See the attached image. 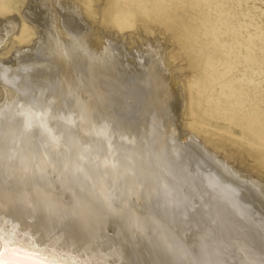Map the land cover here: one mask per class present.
I'll use <instances>...</instances> for the list:
<instances>
[{
	"label": "bare ground",
	"instance_id": "obj_1",
	"mask_svg": "<svg viewBox=\"0 0 264 264\" xmlns=\"http://www.w3.org/2000/svg\"><path fill=\"white\" fill-rule=\"evenodd\" d=\"M7 1L9 2L8 5L0 3V18L10 19V22L7 24L0 22V60H4L5 57L10 55L13 49H15V45H21L26 53L33 56L30 58L45 59L53 63L52 65L51 63L47 64V62H43V66L52 67V72L56 74L54 77L49 74H38L37 72L34 75L47 79L53 78L56 84V97H58L55 98V102L59 105L68 104L67 109L73 111H70V114L58 115L59 120L54 115L51 117V121L55 120L56 124L61 122L70 123L69 118L74 113V116L80 118L84 126L93 125L95 118H98L100 120L97 121L99 125H94L95 128L108 135L116 134L122 138H129L133 132L129 130L130 128L126 124L127 121L124 120V115L122 116L120 112H137L135 108L138 109L139 112L147 115L145 123L148 129L144 136L148 140L152 137L149 141L146 140V146L151 151L149 153L153 154L148 159L147 156H140L132 150L131 153L133 152V154L138 155V158L135 160L136 162L138 161L139 167L144 169L151 166V162L153 163L152 158L155 156L157 158L160 155L165 163L163 167H165L167 159L170 160L171 158L169 155L175 156L174 153H176L177 156L184 160L183 163H180V166L186 162L188 163V167L194 168L193 170L196 171L195 175L200 172V175L197 176L198 178L201 176V180L196 181L197 178L193 177L191 181L195 185V188L199 186L195 190V193L200 195L202 202L204 201L207 205V207L202 206L203 209L207 210L210 215L215 216L214 219H216L225 232L227 231L233 236L244 235L243 232H249V235L250 232H253L254 235L261 236L262 234L261 240H264V230H262L264 228V128L256 127L258 122L260 123L261 120H264V110L260 106H257L258 110L254 107V104L257 105L258 102L261 103L260 100L264 99L255 100L257 93H261V96H264V47L259 49V53H263L261 58L263 62L257 63L259 58L257 57L256 50L258 48L255 44L257 40H264V25H252L248 14H241L239 17V13L227 0H135L138 8H141L145 3L148 4V7L144 9L150 15L151 23L162 25L164 30L160 31L157 29L155 37L146 38L144 37L143 27L137 26L140 40H135L134 45H129L125 34L116 36L114 33L107 30L103 31L98 26L91 25V20L87 18L84 8L80 6L78 0ZM101 2L103 4L98 5L100 9L105 6L104 0H101ZM117 8L119 9L120 7ZM105 14L111 18L115 17L107 5L105 7ZM239 19L244 21V24H241ZM140 20H142V17L138 16L137 21ZM146 24L144 22V27L147 26ZM167 31L171 35L170 41L161 38L163 34H167ZM172 44L178 47L180 54L175 51L176 49H174ZM182 61H185L188 68L191 69L193 73L191 77L186 75L181 63ZM2 66L0 67L1 85L2 78H4L5 71L7 70L4 64ZM17 72L19 73L20 71L18 70ZM5 78L7 77L5 76ZM2 86L4 87V84ZM5 87V98L11 97L12 91H14V88H17L14 86L12 88L9 84ZM19 107L22 109V106ZM24 112L26 116H22L21 121H24V124L27 126L39 125V127L35 126V128L43 129L44 132L46 129H54V124H51L50 120H48L49 115L52 113L48 112L40 115V113H30L27 110H24ZM49 123L52 125L50 128ZM62 123L58 125L66 127ZM133 123L135 125L137 122ZM140 123L139 125H143L142 122ZM5 124L9 136L13 137L14 122L7 119ZM74 124L76 123L74 122ZM113 124L114 127L112 126ZM67 128L68 132H72L70 126L67 125ZM135 129L137 130V128ZM55 130L53 132L58 136H56L53 142L56 144L58 137L61 138L62 133L60 132L61 130ZM50 133L47 132L46 134ZM67 135L72 140L74 139L73 141L77 143V146H80L78 142L80 141L79 136L76 132L68 133ZM49 136L54 135L51 134ZM89 139L93 142H90ZM89 139V143H85L87 145V148L83 150L85 152H81L83 156L85 153L87 155V151L93 153L100 147H102L101 150H106V153L114 156L117 152H122V149L124 152L129 153L130 151L128 150L134 147L126 148V145L117 146L118 144L116 143L103 140L96 141L97 139L94 140L90 137ZM180 139H185V142H180ZM134 143L137 142L134 140ZM142 148L145 147L142 146ZM137 149L135 148L134 150L136 151ZM49 152L53 155L57 153L56 151ZM142 152H146V150ZM162 153H164L165 159ZM139 157L140 160H138ZM179 161H181L180 158ZM179 161L177 159V162ZM186 163L185 165H187ZM129 164L127 163V170L132 169L130 166L132 163ZM109 166L110 168L112 167V171L119 170V166L115 163ZM152 166L154 165L152 164ZM159 166L157 169H159ZM156 167H154V170H156ZM166 167L168 168V166ZM88 168L90 169V167ZM106 171V168H103L100 172L104 173ZM15 172L18 175H12L7 168L3 171L0 169V173H3L1 176L7 182L4 184L0 183L3 186H7L5 188L0 187V225L4 224V221L6 222L7 217L18 221L21 217L26 216V219L29 218L30 221L35 219L36 221L31 227H29L30 225L28 226L29 232L26 237L29 240L23 236L16 235L18 244L10 246V252L20 246L28 249L29 241L34 239L41 247L40 255L47 256L49 259L55 258L62 261L63 264H104L102 261L87 262L88 260L84 261L83 259H74L72 257L70 259L68 258L69 254L57 256L48 247V251H44L46 239L41 237L38 229L39 225L50 226L52 229L59 228L60 231H58L61 236L71 235L70 238L72 239L78 237L79 240L83 239L85 241V239H94L90 228H87L88 222L93 219L89 220V215L86 214V211H83V214L79 215L72 214L74 206L70 202L66 204L61 200L59 189L56 188L55 184L51 183L52 186H49L46 183L49 179H43L44 181L41 179V183L38 182V184H41L38 190V186L35 188L31 185L34 179L30 180V173L23 174L27 172L25 169L19 170L17 168ZM135 172L141 176L142 171L135 170ZM162 172L164 171L158 173L160 177H163L161 175ZM170 172L173 175L174 170ZM192 172L194 173V171ZM21 176H23L22 179ZM41 176L45 178L44 176L46 175L40 174ZM142 179L144 181L139 182L140 185H148L146 182L150 180L147 178ZM163 179L170 183L164 177ZM185 180L189 182L187 178ZM20 183L24 187L27 186V189L25 188L26 190L22 193H17L15 186H19L18 184ZM184 184H186L184 185L186 187L190 183L185 182ZM177 188L176 191H179ZM102 190L106 192L107 187H103ZM106 194L108 195V193ZM78 201L81 200L79 199ZM79 203L75 204L76 210H83L80 208ZM82 203L85 204L82 201L81 205H84ZM225 209L227 210L225 211ZM168 210L171 211L170 209ZM101 211L103 215H110L107 213L109 211L107 208H103ZM244 214L250 215V219L251 216L254 217L256 221L253 222L255 224L251 223L249 228L242 226L243 224H238L233 226V231L230 230L233 222L236 221V219H233V216L239 217ZM246 217L248 218V216ZM115 230V228H110L106 230V233H115ZM256 237L253 240L256 239L255 241H257ZM246 240L247 242H253L248 241V239ZM109 242L106 241V245H108V249H112L114 243L112 242V245H110ZM174 243L172 241H167L165 244L162 243L163 245L155 243L151 244L148 249H139L129 245L131 253L125 255L129 259L141 258L155 264H183L185 257L181 252L182 250L179 251ZM252 245L254 246V244ZM0 248L2 249L3 247L0 246ZM250 249H247V251ZM253 250H250V252ZM3 251L4 249L0 250V252ZM64 252L62 251V253ZM253 255L255 256L254 253ZM251 262L249 261V263ZM188 264H191V261Z\"/></svg>",
	"mask_w": 264,
	"mask_h": 264
},
{
	"label": "rangeland",
	"instance_id": "obj_2",
	"mask_svg": "<svg viewBox=\"0 0 264 264\" xmlns=\"http://www.w3.org/2000/svg\"><path fill=\"white\" fill-rule=\"evenodd\" d=\"M78 1H79L80 6L82 8H84V12H85L87 18L89 20H91V25L98 26L103 31L107 30L111 33H114L116 36H118V35L122 36L123 34H125V38H126L127 42L129 43V45H134L135 40H138V41L140 40V36L138 34L137 26L143 27L144 37H146V38L155 37L154 35H155V32L157 29H159L160 31L164 30V27L162 25H158V24L156 25V24L151 23L150 15H148L147 10L144 9V8L148 7L147 3L143 4L141 8H138L135 0H129L128 2H127V0H104L105 6L100 9L98 7V5L103 4L101 2V0H78ZM227 2L229 4H231L232 7L239 13V17L241 14H243V15L248 14L250 16L252 25H258V24H259V26L264 25V0H227ZM0 3H2V4L5 3V5L9 4V2L7 0H0ZM106 5H107V7H110V9L112 10V12L115 15V17H112L113 20L111 17H109L105 14ZM117 7H120V8L118 9ZM138 16L142 17V20L137 21ZM239 20H240L241 24H244V21H242L241 19H239ZM0 22H2V24H4V23L7 24L10 22V19H3V18L1 19L0 18ZM144 22L147 23L146 27H144V25H143ZM161 38L167 39L168 41H170L171 35H170L169 31H167L166 35L163 34L161 36ZM14 41H16V40L14 39ZM255 44H256V47L258 48L256 50L257 57L259 58L257 60V63L263 62V59H261L263 53L262 52L259 53V49L261 47H264V40L263 41L257 40ZM173 47H174V49H176L175 51L179 53L178 47H176L175 45H173ZM14 48H15V49H13L14 52L12 51L11 54L8 55L7 57H5L4 60L3 59L0 60L1 61L0 67H3L2 66L3 64L5 67H7V70L5 71L4 78H2V85L4 84V87L0 84V99H1L0 100V131H1L0 132V169H2V171L5 168L9 169L11 174L14 176L18 175L15 172L17 170V168H19V170L25 169L27 172L23 173V174L30 173V175H31L30 180L32 181L34 179V181H35V182L32 181L31 185H32V187H35V188H36V186H38L37 187L38 190L40 188L39 186L41 185L40 184L41 179H42V181H44L43 179L51 180V181H49V180L48 181L45 180V181L47 184H49V186H52V184H55L56 188L59 189V194L61 196V200L66 204L67 203L69 204V202H70L71 205L74 206L73 209L75 211L73 210L71 212L72 214L79 215V214H83L82 213L83 211H86L87 212L86 214H88L90 216V217L88 216L89 220L93 219V220L88 222L87 228H90L92 235H94V239H89V240L85 239V241H83V239L79 240L78 237L76 239H72V238H70L71 235L70 236H68V235L67 236H61V234L59 232L60 231L59 228H56V229L53 228L52 229L50 226L39 225L38 229H39V232L41 233L40 235H41V237H44V239H46L45 240L46 242L44 245V246H46V248L48 247L49 249H52L51 251L56 253L57 256H60L63 254H66V255L69 254L68 258H70V257H72L74 259L80 258V259H83L84 261L88 260L87 262L102 261L104 264H109V263L110 264L111 263L112 264H155L154 262L145 261L141 258L129 259L125 255V254L131 253L129 245H132V247H137L139 249H143V248L148 249V247H150L151 244L157 243V244L163 245L162 243L165 244V242H167V241H172V242H175L174 243L175 247H177L179 249V251L182 250L181 252L183 253V256L185 257L183 264H185V263L188 264L190 261H191V264H193V263L194 264H263L264 263V244H262V243H264V240L263 239L261 240L262 234H261V236H259V235H254L253 232H250V234H249L250 236H249L248 235L249 232L248 233L243 232L244 235L242 234V235L233 236V235H230L227 231L225 232V230L222 229V227L219 225V223L216 221V219H214L215 216L210 215L207 212V210L203 209V207H207V205L204 203V201L202 202V199L200 198L201 196L195 193L196 192L195 190L198 189L199 186H197L195 188V185L192 184L191 181H192L193 177H195V179L197 178L196 181H200L201 180L200 178H202V177L200 176V178H198V176H197V175H200L199 174L200 172H198V174L195 175L196 171L193 170L194 168L188 167V163H186V162L185 163L187 165H185V163H184L182 166H180L181 165L180 163H183L184 160L181 157L177 156L176 153H174L175 156L169 155V156H171L170 160L167 159L166 166H168L169 169L166 166L163 167L165 163H164V160L161 159L162 158L161 155L158 156L157 158H156V156L154 158H152L153 163L151 162L150 165L152 166V164H153L154 166H152V167L148 166L144 169H141L139 167L138 161L136 162V160H135L136 158H138L137 154H139L140 156H142V155H144L145 157L147 156L148 159H150L149 156L152 157V155H153V154H150L151 151H150V149L148 150V147L146 146V140H148V138L145 139V136H144L146 134L147 129H148L147 128L148 126L145 123L147 121V120H145L147 118V115H144L143 112H139V110L136 108H135V110H137V112H135V111H127L125 113L123 111L120 112L122 116L124 115L123 118L125 121H127L126 124L128 125V128H130L129 130L131 132H133V133H131V136L129 138H122L116 134H109L108 135V134L102 132L101 130L95 128L94 125H99V123L97 121H100V120L98 118H95V121L92 120L93 125H84L83 126L82 122L80 121V118L75 117L74 113H73V116L71 118H69L70 123H68V122L62 123L61 122L62 124H65L66 127H62V126L60 127V125H58V124H61V123L56 124L55 120L51 121V117L55 115V116H57L56 118L59 120L58 115L70 114V111L72 112L73 110L69 111L67 109L69 106L68 104L59 105L55 102L56 101L55 98H58V97H56V94H57V91L55 89L56 84H55L53 78L47 79V78H43L41 76L34 75L37 72L38 74L39 73L49 74V75H52L54 77L56 74L54 72H52L53 71V70H51L52 67L43 66V62H47V64L51 63L52 65H53V63L50 61H46L45 59L30 58L33 56L31 54L26 53V51L21 47V45H15ZM181 54H182V52H181ZM16 56H18V57H16ZM22 61H24L25 63L24 62L22 63ZM181 63H182V66L184 67V71H185L186 75L191 77L193 74L191 69L188 68V65L186 64L185 61H182ZM9 64H10V66H9ZM17 64H18V66H17ZM18 70L20 71L19 73L17 72ZM15 71H16V73H15ZM5 76L7 78H5ZM15 80H16V82H15ZM8 84L12 88H14V87H17V88H14V91H12L11 97L5 98L6 97V87L5 86H7ZM255 96H256L255 100H260V99L264 98V96H261V93H257ZM20 97H21V99H20ZM27 101H28V103H27ZM260 101H261V103L258 102L257 105L254 104V107L258 110L257 106H260V108H262L264 110V99H262ZM19 106H22V109ZM23 106H24V108H23ZM25 106L27 109L25 108ZM31 107L34 109H32ZM24 110H27L28 112L35 113V114L40 113V115L46 114L48 112L52 113L53 115L50 114L48 120H50L51 124H54V126H53L54 129H50V130L46 129V131L44 132L43 129L37 128V127H39V125L34 124V125H28L27 126L26 124H24V121H21L22 116L23 117L26 116V113L24 112ZM263 117H264V115H263ZM7 119H10L15 124V127L13 128V130H14L13 135H12L13 137L9 136L7 129L5 127L6 126L5 121ZM72 119H74V120H72ZM139 119L143 125H139V123H140ZM74 122L76 124H74ZM133 122H137V123H135V125H134ZM50 123H49V128L52 126V125H50ZM19 124L21 125V127ZM67 125L72 128L71 129L72 132H68L66 130ZM132 125H134V126L132 127ZM138 125H139V127H138ZM145 125H146V128H145ZM35 126H37V127L35 128ZM112 126L114 127V124ZM33 127H34V130H33ZM256 127L257 128H261V127L264 128V120H261L260 123L258 122L256 124ZM21 128H22V130H21ZM23 128H25V129H23ZM135 128H137V130ZM55 129H57L59 131L61 130L60 132L62 133L61 138L58 137V142L56 144L53 142V140L55 141L56 136H58V135H56V133H54L56 131ZM83 129H84V131H83ZM87 129H88V131H87ZM77 130H80V131H77ZM138 130H139V132H137ZM134 131H136V132H134ZM47 132L48 133L51 132V133L47 135L46 134ZM73 132H76L78 134L79 140H80L78 142H79L80 146H77V143H74V141H73L74 139L72 140L70 138V136L67 135L68 133H73ZM91 132H92V134H91ZM138 133H140V134H138ZM42 134H43V136H42ZM51 134H53L54 136H49ZM83 134H85V135H83ZM45 135H47L49 138H45V137H47ZM99 136H101V137L99 138ZM43 137H44V139H43ZM89 137L93 138L94 140L97 139L96 141H99V140L102 141L103 140V141L116 143V144H118L117 146L126 145L125 146L126 148L127 147L130 148L131 146H134V147H131V149L128 150V151H130L129 153H127L126 151L124 152L122 149L121 150L122 152H120V153L117 152L116 153L117 155L115 154V156L111 155V154L109 155L108 153H106V150H101L102 147H100V148H98L99 150L97 149L96 152L90 153V151H87L88 152L87 155L85 153L83 156V154L81 155V152L87 148V145L85 143H89V140H90V142H93L91 139H89ZM143 137H144V140H143ZM10 138H11V141H10ZM151 138L152 137H150L149 140ZM66 139L68 140V142ZM134 140L137 143H134ZM23 141L25 142V144ZM180 142H185V139H180ZM62 143H63V145H62ZM5 144H8V145H5ZM22 144L24 145L23 147H22ZM27 145H28V147H27ZM135 145H137V146H135ZM140 145H142L145 148H142V146H140ZM32 147L33 148L36 147V148L33 149ZM56 147H57V149H56ZM72 148H73V150H72ZM135 148L136 149L138 148V149L135 151L134 150ZM2 149L4 152L2 151ZM132 150H133V152H135L137 154H135V153L133 154V152L131 153ZM145 150H146V152H142ZM49 151H56L57 153L53 155ZM83 152H85V151H83ZM91 154H92V156H91ZM125 154H126V156H125ZM131 154H133V155H131ZM162 154H163V158L165 159L164 153H162ZM27 155H29V156H27ZM127 156H128V158H127ZM179 158L181 161H179ZM101 159H102V161H100ZM126 159L130 160L129 162H130V164L131 163L132 164L130 165ZM177 159L179 162H177ZM138 160H140V157ZM154 160H156L155 163H154ZM121 161H122V163H121ZM126 162L131 166L132 169L128 168L129 170H127V167H126L127 163ZM78 163H80V164H78ZM112 163H115V164H117V166H119L118 171L117 170L112 171V167L110 168V166H109ZM119 163H121V164H119ZM159 165H161L162 167ZM76 166H78V167L76 168ZM87 166L90 167V169ZM158 166H159V169H157ZM1 167H3V168H1ZM154 167H156V170H154L155 169ZM81 168L83 169V171L79 170ZM103 168H106V170L108 172L107 171L104 173L100 172L101 169L103 170ZM109 169H111V170H109ZM13 170H15V171H13ZM135 170L142 171L141 176L139 174H137L135 172ZM165 170L167 171V174H166ZM171 170H172V172L174 170L173 175L170 172ZM130 171L133 173H131ZM152 171H154V172H152ZM160 171H164L161 173V175L165 179H167L170 183L166 182L163 179V177H160V174H158ZM192 171H194V173ZM2 174L3 173H0V183H3V184L7 183L4 179V177L1 176ZM40 174L46 175V176H44L45 178H43L42 176H41L42 177L41 178ZM106 174H107V176H106ZM193 174H194V176H193ZM152 175H154L155 177ZM191 175H192V177H190ZM113 176H115V177H113ZM22 178H23V176H21V179ZM142 178H147L150 180V181L146 182L148 185H145V186L140 185V183L144 181ZM177 178H178V180H177ZM186 178L189 182H187L185 180ZM76 179H77V181H76ZM36 181H37V184H36ZM33 182H34V184H33ZM38 182H40V183L38 184ZM183 182L184 183L185 182L190 183L191 185L189 184L188 186H193V187L188 188V186H186L187 187V189H186V187L184 186L186 184H184ZM3 184H0V187H4V188L7 187L6 185L3 186ZM18 185L19 186H15L17 193H22L23 191H25L27 189V186H25V187L22 186L23 185L22 183H20ZM80 186H82V187H80ZM102 186L107 187L106 192L104 190H102V188H103ZM158 186H160V187L158 188ZM142 188H143V190H142ZM176 188L179 191H176ZM111 190H112V192H111ZM172 191H173V193H172ZM106 193H108V195ZM164 194H166V195L164 196ZM62 196H64V197L62 198ZM73 196L74 197L76 196L77 198L75 197L76 198L75 199ZM79 199L81 201H78ZM146 200H148V201H146ZM82 201L85 202V204L82 203L84 205H81ZM215 202L218 203L217 201H215ZM76 203H79L81 206L80 208H82L83 210H81L80 208L79 209L81 211L76 210V208H75ZM145 206L148 208H146ZM103 208H107L110 211V212L108 211L107 213L110 215H103V213H101L102 212L101 210H103ZM161 209H163L162 212H161ZM168 209H170L171 211H169ZM113 210L114 211L116 210V212H114ZM226 210L227 209H225V211ZM179 211L182 213H180ZM175 212H177V213H175ZM163 214H164V216H163ZM166 214H168V215H166ZM252 214H253V212H252ZM246 216H248V218ZM25 217L26 216L21 217L18 221L17 220L14 221L13 218L7 217L6 222L3 220L4 224H1V225H2V227L5 228L6 231L14 229V228L19 229L17 232V235L23 236L29 240V238L26 237L27 233L29 232V227H31V225H33L36 220L33 219L30 221L29 218L26 219ZM237 217L233 216V219H236V221L233 222V224H232V227L230 229L232 231H233L234 225H238V224L242 225L243 224L242 226L249 228V225L251 223L253 224L254 223L253 221H256V220H254V217L251 216V219H250V215H246V214L239 216L238 219H237ZM121 219H122V221H121ZM212 220H213V223H212ZM118 223L119 224L121 223V225H119ZM110 228L111 229L115 228L116 232L115 233H111V232L106 233L107 232L106 230H108ZM262 230H264V228H262ZM52 231H54V232L52 233ZM55 232H56V234H55ZM24 234H26V235H24ZM103 236H104V238H103ZM105 236H107V237H105ZM256 236H258V237H256ZM248 237H250L252 239L250 240V238H248ZM255 237L258 239L257 241H255L256 239L253 240V238H255ZM109 238H111L112 240H114V239L115 240L112 241ZM213 239H214V241H213ZM246 239H248V241H253V242H247ZM109 240H111V241L109 242ZM106 241H108L110 243V245H112L111 244L112 242L114 243L112 245V249L111 248L108 249V247H107L108 245H106ZM259 241H261V242H259ZM251 243L254 244V246ZM259 243H261V244H259ZM62 244H64V245H62ZM116 244H117V246H116ZM255 245H257V246H255ZM259 245H260V247H259ZM58 246H60V247H58ZM241 246H243V247H241ZM66 247L67 248L69 247V248L67 249ZM154 247H156V246H154ZM56 248H58V249H56ZM106 248H107V250H106ZM249 248H251L250 250L254 249L253 250L254 252L253 251L250 252V250L247 251V249H249ZM122 249H124V250H122ZM0 250H3V248L2 249L0 248ZM110 250L111 251L113 250V251L111 252ZM62 251L63 252L65 251L66 253L65 252L62 253ZM72 251H73V253H72ZM70 252H71V255H70ZM250 253H252V254L250 255ZM253 253L255 254V256L253 255ZM250 256H252V257H250ZM249 261L250 262L252 261V262L249 263Z\"/></svg>",
	"mask_w": 264,
	"mask_h": 264
},
{
	"label": "snow or ice",
	"instance_id": "obj_3",
	"mask_svg": "<svg viewBox=\"0 0 264 264\" xmlns=\"http://www.w3.org/2000/svg\"><path fill=\"white\" fill-rule=\"evenodd\" d=\"M83 171V169H79ZM18 229L5 230L0 226V246L4 251L0 252V264H63L62 261L55 258L49 259L47 256L40 255L41 248L36 240H30L28 249L24 246L15 248L10 252V246L18 244L16 240ZM44 251H48L47 248Z\"/></svg>",
	"mask_w": 264,
	"mask_h": 264
}]
</instances>
